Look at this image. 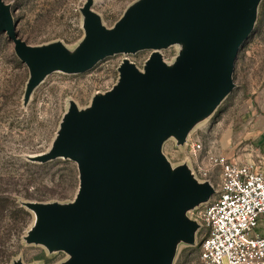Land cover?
Here are the masks:
<instances>
[{
	"label": "water",
	"instance_id": "1",
	"mask_svg": "<svg viewBox=\"0 0 264 264\" xmlns=\"http://www.w3.org/2000/svg\"><path fill=\"white\" fill-rule=\"evenodd\" d=\"M260 1L137 0L106 28L86 0L84 37L70 51L60 41L27 44L0 0V32L29 70L24 102L51 72H84L116 53L152 50L142 70L124 59L118 82L86 109L70 101L51 148L31 158L74 161L79 183L69 203H25L35 214L27 242L66 253L61 264H171L179 241L193 244L198 223L186 212L214 188L186 164L172 168L162 144L169 137L183 143L231 91L234 60ZM174 44L182 48L168 65L158 50Z\"/></svg>",
	"mask_w": 264,
	"mask_h": 264
},
{
	"label": "rangeland",
	"instance_id": "2",
	"mask_svg": "<svg viewBox=\"0 0 264 264\" xmlns=\"http://www.w3.org/2000/svg\"><path fill=\"white\" fill-rule=\"evenodd\" d=\"M136 1L92 0L91 8L102 25L111 28ZM4 2L10 6L18 36L29 45L60 41L73 51L84 37L80 9L86 0ZM181 48L174 44L158 51L170 65ZM151 52L116 53L84 72H51L24 102L29 70L15 54L13 43L0 32V264H61L69 258L62 251L27 242L25 236L35 214L25 203L35 198L61 204L73 201L79 183L77 165L61 157L42 163L31 158L51 148L70 101L78 109H86L95 95L118 82V67L124 59L142 70ZM232 81L231 91L190 128L183 143L169 137L161 148L172 168L186 164L198 182L210 181L215 190L208 200L215 197L219 185V168L213 166L211 157L222 155L240 163L264 165V0L238 49ZM192 143L200 144V149H192ZM193 214V208L186 212L190 219ZM257 231L264 234L263 222ZM198 253L199 237L194 235L192 245L176 244L171 264L194 263Z\"/></svg>",
	"mask_w": 264,
	"mask_h": 264
},
{
	"label": "built area",
	"instance_id": "3",
	"mask_svg": "<svg viewBox=\"0 0 264 264\" xmlns=\"http://www.w3.org/2000/svg\"><path fill=\"white\" fill-rule=\"evenodd\" d=\"M211 160L219 168V185L215 197L193 208L199 253L188 264H264V236L256 232L264 216V168L222 155Z\"/></svg>",
	"mask_w": 264,
	"mask_h": 264
},
{
	"label": "trees",
	"instance_id": "4",
	"mask_svg": "<svg viewBox=\"0 0 264 264\" xmlns=\"http://www.w3.org/2000/svg\"><path fill=\"white\" fill-rule=\"evenodd\" d=\"M262 1V0H261ZM260 1V2H261ZM33 201H37V202H49L47 198H35V199H32ZM21 209L23 210V212H25V214L28 215V211L27 210H24V208L21 207Z\"/></svg>",
	"mask_w": 264,
	"mask_h": 264
},
{
	"label": "crops",
	"instance_id": "5",
	"mask_svg": "<svg viewBox=\"0 0 264 264\" xmlns=\"http://www.w3.org/2000/svg\"><path fill=\"white\" fill-rule=\"evenodd\" d=\"M262 167L264 168V165H262ZM261 222H263V223H264V216H262V217L260 218V220H259V222H258V225H257V227L259 226V224H261ZM257 227H256V232H257L258 234H260V235H263V236H264V234H261L260 232H258V231H257Z\"/></svg>",
	"mask_w": 264,
	"mask_h": 264
}]
</instances>
